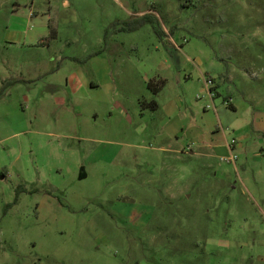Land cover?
Instances as JSON below:
<instances>
[{
    "label": "rangeland",
    "instance_id": "1",
    "mask_svg": "<svg viewBox=\"0 0 264 264\" xmlns=\"http://www.w3.org/2000/svg\"><path fill=\"white\" fill-rule=\"evenodd\" d=\"M0 264H264V0H0Z\"/></svg>",
    "mask_w": 264,
    "mask_h": 264
},
{
    "label": "trees",
    "instance_id": "2",
    "mask_svg": "<svg viewBox=\"0 0 264 264\" xmlns=\"http://www.w3.org/2000/svg\"><path fill=\"white\" fill-rule=\"evenodd\" d=\"M156 18L158 19V16L154 15V13H146V14L142 15L141 17H138L134 21L126 22V26L123 28V30L134 31V30L141 28L144 24L151 22V23H154L156 25L155 28H156V31L158 32V34L161 36H165V34H167V33H166L165 29L162 28L160 23H156L157 22ZM152 83L153 82H151V84ZM154 104H155L154 107L158 108V104L156 102H154Z\"/></svg>",
    "mask_w": 264,
    "mask_h": 264
},
{
    "label": "built area",
    "instance_id": "3",
    "mask_svg": "<svg viewBox=\"0 0 264 264\" xmlns=\"http://www.w3.org/2000/svg\"><path fill=\"white\" fill-rule=\"evenodd\" d=\"M207 84L209 87V92L211 93L212 97L215 98L217 96V92L214 89L215 87V80L214 78H209L207 80ZM238 141L236 139H233L230 143H229V147H230V151H231V155L227 158L228 160H235L237 159V155L234 153V147L237 145Z\"/></svg>",
    "mask_w": 264,
    "mask_h": 264
},
{
    "label": "crops",
    "instance_id": "4",
    "mask_svg": "<svg viewBox=\"0 0 264 264\" xmlns=\"http://www.w3.org/2000/svg\"><path fill=\"white\" fill-rule=\"evenodd\" d=\"M214 88L216 89V92H217V94L219 95V91L217 90L216 85H215ZM228 147H229V145H228ZM229 149H230V147H229ZM230 152H231V151H230Z\"/></svg>",
    "mask_w": 264,
    "mask_h": 264
}]
</instances>
